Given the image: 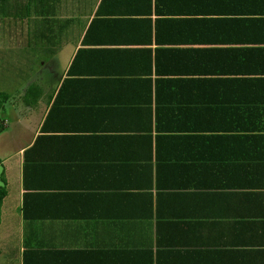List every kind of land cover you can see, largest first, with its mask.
<instances>
[{
    "label": "crops",
    "instance_id": "1",
    "mask_svg": "<svg viewBox=\"0 0 264 264\" xmlns=\"http://www.w3.org/2000/svg\"><path fill=\"white\" fill-rule=\"evenodd\" d=\"M2 6L0 264H264V0Z\"/></svg>",
    "mask_w": 264,
    "mask_h": 264
},
{
    "label": "rangeland",
    "instance_id": "2",
    "mask_svg": "<svg viewBox=\"0 0 264 264\" xmlns=\"http://www.w3.org/2000/svg\"><path fill=\"white\" fill-rule=\"evenodd\" d=\"M2 4H3V0L0 1V32L2 31V27L4 26L3 19L6 18V17L4 18V13L2 12V7H3ZM15 14H16V19H18L20 17V15L18 14V12H15ZM1 55H2V53H1ZM17 58H18V60L20 59L19 57H17ZM18 60L9 62L8 65H7V68H9L10 67V64H11L12 68L15 69L14 66L16 65V63H17ZM2 69H3V67L0 65V71ZM14 73H16V71Z\"/></svg>",
    "mask_w": 264,
    "mask_h": 264
},
{
    "label": "trees",
    "instance_id": "3",
    "mask_svg": "<svg viewBox=\"0 0 264 264\" xmlns=\"http://www.w3.org/2000/svg\"><path fill=\"white\" fill-rule=\"evenodd\" d=\"M7 99V95L0 93V108L3 106L5 100ZM3 130V122L0 118V132ZM5 196V188L0 186V204Z\"/></svg>",
    "mask_w": 264,
    "mask_h": 264
},
{
    "label": "water",
    "instance_id": "4",
    "mask_svg": "<svg viewBox=\"0 0 264 264\" xmlns=\"http://www.w3.org/2000/svg\"><path fill=\"white\" fill-rule=\"evenodd\" d=\"M2 167L0 166V173H1ZM0 186H2V181L0 179Z\"/></svg>",
    "mask_w": 264,
    "mask_h": 264
}]
</instances>
